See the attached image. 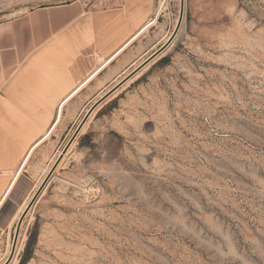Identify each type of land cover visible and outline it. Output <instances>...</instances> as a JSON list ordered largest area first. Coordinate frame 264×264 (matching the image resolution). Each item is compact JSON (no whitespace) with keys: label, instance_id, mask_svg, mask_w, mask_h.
<instances>
[{"label":"rangeland","instance_id":"374dc122","mask_svg":"<svg viewBox=\"0 0 264 264\" xmlns=\"http://www.w3.org/2000/svg\"><path fill=\"white\" fill-rule=\"evenodd\" d=\"M182 1L172 43L84 128L25 217L14 260L25 206L4 236L0 264H264V0H62L96 13L98 28L105 8L127 2L119 29L143 27L66 105L62 129L120 65L137 61L134 70L170 39Z\"/></svg>","mask_w":264,"mask_h":264},{"label":"crops","instance_id":"0c3cea01","mask_svg":"<svg viewBox=\"0 0 264 264\" xmlns=\"http://www.w3.org/2000/svg\"><path fill=\"white\" fill-rule=\"evenodd\" d=\"M61 1L0 0V111L1 97L7 96L9 99L4 109L8 115L1 118L0 114V245L4 236L11 233L23 207H27L32 192L37 191L63 151L52 147V143L57 137L66 135L64 142L72 137L70 130L74 131L77 124L79 126L91 106L107 91L101 92L109 87V90L114 88L137 68L131 70L137 61L120 65L112 80L100 92L92 93L94 98L88 102L86 112H82V120L79 123L78 120L69 122L62 129L66 105L90 88L91 84L94 85L101 72L116 62L143 27L129 37L126 28L119 29L127 18V2L116 8H105L100 14L105 17L104 23L98 28L91 18L96 13H87L86 8L76 9L77 6L65 5ZM68 11L72 12V16L71 19L67 17L66 23ZM84 15L88 17L82 19ZM114 15L122 19L114 21ZM86 32L88 40L82 41ZM101 32L105 33L101 50L104 58L98 60L94 50L97 46L95 38ZM66 34L70 37L68 41L65 40ZM85 47H89L91 54L82 59ZM149 63L120 84L95 108L76 139L108 99L121 92ZM76 139L64 157L72 152ZM44 152L48 153L44 158L46 160L38 163L36 159ZM35 169L38 170L36 174L33 172ZM41 175L45 176L40 182ZM20 186L22 189H18ZM24 188L25 192L18 193Z\"/></svg>","mask_w":264,"mask_h":264},{"label":"water","instance_id":"95a60500","mask_svg":"<svg viewBox=\"0 0 264 264\" xmlns=\"http://www.w3.org/2000/svg\"><path fill=\"white\" fill-rule=\"evenodd\" d=\"M184 3L182 1V9H181V16H180V20L178 23L177 28L175 29L173 35L170 37V39L162 46L160 47L155 53H153L148 59H146V61H144L139 67H137L132 73H130L125 79H123L122 81H120L114 88L108 90L104 95H102L92 106L91 108L88 110V112L85 114L83 120L81 121V123L79 124V126L77 127V129L75 130V132L73 133L72 137L70 138L69 142L67 143V145L65 146V148L63 149V151L61 152L60 156L58 157V159L56 160L55 164L53 165L52 169L50 170L49 174L46 176V178L44 179V181L42 182V184L40 185V187L38 188V190L36 191L34 197L31 199L29 205L27 206L26 210L22 213L19 222H18V226H17V230H16V234L14 237V242H13V248H12V253L10 256V260L14 257L16 248H17V244H18V240H19V235L21 232V227L23 224V221L25 219V217L27 216L28 212L30 211V209L33 207V205L35 204V202L37 201V199L39 198V196L41 195V193L44 191L45 187L47 186V184L49 183L51 177L53 176L56 168L58 167V165L60 164L61 160L63 159L64 155L67 153L68 149L70 148V146L72 145V143L75 141V139L77 138L78 134L80 133L81 129L83 128L84 124L86 123V121L88 120V118L90 117V115L92 114V112L95 110V108L102 102L104 101L120 84H122L125 80H127L128 78H130L137 70H139L141 67H143L144 65H146L147 63H149L150 61H152L155 57H157L160 53H162L174 40V38L176 37L180 26L182 24V20L184 17Z\"/></svg>","mask_w":264,"mask_h":264},{"label":"bare ground","instance_id":"6f19581e","mask_svg":"<svg viewBox=\"0 0 264 264\" xmlns=\"http://www.w3.org/2000/svg\"><path fill=\"white\" fill-rule=\"evenodd\" d=\"M37 190H38V189H37ZM34 195H35V194H34ZM33 197H34V196H33ZM33 197H32V198H33ZM32 198H31V199H32ZM30 201H31V200H30ZM29 203H30V202H29ZM28 205H29V204H28ZM26 208H27V207H26ZM25 210H26V209H25ZM20 242H21V241H20ZM19 246H20V245H19ZM16 249H17V248H16ZM16 251H17V250H16ZM16 251H15V252H16ZM14 255H15V254H14ZM14 259H15V258H13V260H14Z\"/></svg>","mask_w":264,"mask_h":264}]
</instances>
